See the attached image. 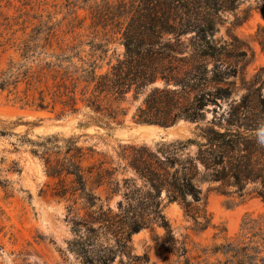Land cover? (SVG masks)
I'll return each mask as SVG.
<instances>
[{
  "label": "trees",
  "instance_id": "16d2710c",
  "mask_svg": "<svg viewBox=\"0 0 264 264\" xmlns=\"http://www.w3.org/2000/svg\"><path fill=\"white\" fill-rule=\"evenodd\" d=\"M237 1L101 0L90 6L93 26L120 35L125 48L108 70L102 71L109 52L103 41L110 42L104 36L101 42L79 40L53 52L46 39L43 46L28 39L17 50L26 56L41 49L32 65L14 64L1 72V91L26 85L20 99H27L25 105L47 109L52 104L53 110L59 105L62 114L83 107L100 125L124 124L128 109L123 104L130 94L138 100L144 96L133 115L138 123L170 127L181 120L208 122L197 138L163 140L153 147L121 145L117 167L105 156L85 168V149L76 137L48 136L35 144L39 149L33 153L44 162L47 175L59 180L54 196L73 200L68 219L74 236L68 251L82 264H149L147 255L133 253V236L156 225L171 232L164 209L172 202L184 207L199 231L207 229L208 197L199 182L217 183L228 196L264 201V95H246L233 104L228 118H207L209 106L216 109L233 92L227 78L235 68H225L223 47L214 36L217 15L236 8ZM257 41L264 48L263 27ZM158 82L164 86H153ZM120 170L136 177L118 180ZM101 187L122 196L115 207L96 193ZM79 202L84 215L75 208ZM170 252L193 264L185 245L174 242ZM212 253L224 256V264H264V217L246 218L240 234Z\"/></svg>",
  "mask_w": 264,
  "mask_h": 264
},
{
  "label": "rangeland",
  "instance_id": "374dc122",
  "mask_svg": "<svg viewBox=\"0 0 264 264\" xmlns=\"http://www.w3.org/2000/svg\"><path fill=\"white\" fill-rule=\"evenodd\" d=\"M100 3L101 0H0V74L14 64L32 65L41 49L36 48L37 53L26 56H22V50H17L28 39L39 46H43L46 39V44L54 45L50 49L53 52L55 48L58 51L60 45L77 44L79 40L101 42L104 36L110 42L103 41L109 52L102 71L108 70L109 63L123 56L125 48L120 43V35H106L105 30L93 26L90 6ZM234 6L236 8L232 5L230 10L219 12L214 36L223 47L225 68L228 65L235 68V73L227 78L233 92L216 109L214 105L209 106L208 121L228 118L233 104L240 103L246 95L257 96L260 92L264 95V48L257 41L259 28H264V3L239 0ZM83 49L89 51L90 45ZM209 66L211 68L213 63ZM153 86L164 84L158 82ZM10 89L13 90V86ZM25 93V84L12 92L0 90V264H82L68 251V242L74 236L68 219V207L73 200L54 196L59 180L47 175L44 162L33 153L39 149L35 144L42 138L76 137L78 145L85 149V168L105 156L117 167L121 145L153 147L163 140L197 138L201 128L208 125V122L198 124L186 120L170 127L138 123L133 115L144 96L138 100L132 94L123 104L128 109L123 125H100L93 121V112L83 107L76 114H62L59 105L55 110L52 104L47 109L25 105L27 99L20 101ZM115 177L123 180L136 175L120 170ZM93 178L89 179L91 185ZM138 184L142 185L140 179ZM198 185L208 197L211 225L199 231L194 218L187 215L182 205L166 204L164 213L170 221L171 232L156 225L154 230H142L139 238L135 234L132 239L135 255H147L149 264H184V257L170 252L175 242L178 247L185 245L193 264H224L226 258L213 255V248L240 234L246 218L264 217L261 198L222 194L217 183L199 182ZM96 193L103 200L108 197L114 207L122 199L120 194H110L104 187L98 188ZM75 208L80 210L81 202ZM80 212L85 214V210ZM200 220L205 221L204 217ZM113 264H119V260Z\"/></svg>",
  "mask_w": 264,
  "mask_h": 264
},
{
  "label": "bare ground",
  "instance_id": "6f19581e",
  "mask_svg": "<svg viewBox=\"0 0 264 264\" xmlns=\"http://www.w3.org/2000/svg\"><path fill=\"white\" fill-rule=\"evenodd\" d=\"M141 235H137V238H139Z\"/></svg>",
  "mask_w": 264,
  "mask_h": 264
},
{
  "label": "water",
  "instance_id": "95a60500",
  "mask_svg": "<svg viewBox=\"0 0 264 264\" xmlns=\"http://www.w3.org/2000/svg\"><path fill=\"white\" fill-rule=\"evenodd\" d=\"M139 234H140V232H139V233H137V234H136V236H137V235H139Z\"/></svg>",
  "mask_w": 264,
  "mask_h": 264
}]
</instances>
